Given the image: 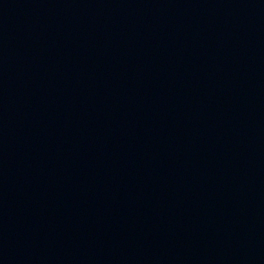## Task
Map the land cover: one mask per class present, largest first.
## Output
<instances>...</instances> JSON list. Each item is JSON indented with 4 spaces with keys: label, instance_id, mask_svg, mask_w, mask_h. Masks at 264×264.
Returning a JSON list of instances; mask_svg holds the SVG:
<instances>
[{
    "label": "water",
    "instance_id": "1",
    "mask_svg": "<svg viewBox=\"0 0 264 264\" xmlns=\"http://www.w3.org/2000/svg\"><path fill=\"white\" fill-rule=\"evenodd\" d=\"M0 264H264V0H0Z\"/></svg>",
    "mask_w": 264,
    "mask_h": 264
}]
</instances>
